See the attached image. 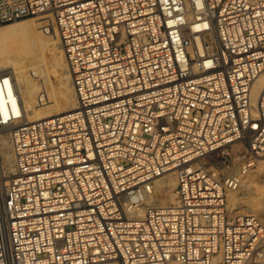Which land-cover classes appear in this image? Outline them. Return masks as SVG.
<instances>
[{
  "label": "built area",
  "instance_id": "2783aa9c",
  "mask_svg": "<svg viewBox=\"0 0 264 264\" xmlns=\"http://www.w3.org/2000/svg\"><path fill=\"white\" fill-rule=\"evenodd\" d=\"M40 16L77 106L30 120L0 71V264H264V220L226 194L264 154V0H0V25Z\"/></svg>",
  "mask_w": 264,
  "mask_h": 264
},
{
  "label": "rangeland",
  "instance_id": "374dc122",
  "mask_svg": "<svg viewBox=\"0 0 264 264\" xmlns=\"http://www.w3.org/2000/svg\"><path fill=\"white\" fill-rule=\"evenodd\" d=\"M42 17L6 24L22 25L28 27L29 31L27 34L22 33L23 35L14 31L7 35H0V59L7 61L9 58L14 61V67L11 68L15 69L21 91L26 93L25 95L34 96L38 102V110H41L44 115H50L68 111L74 107L75 99L72 86L66 77L68 71L63 60L61 45L56 37L55 27H51L50 18ZM2 152L0 147V159L2 154L3 163ZM246 191L250 195L247 198H258L264 201V155L255 158L251 169L245 174V181H242L240 189L235 190L242 197L240 204L249 207L246 196L243 195ZM158 196L165 197L163 192H159ZM231 210L237 212L240 209ZM238 212L256 214L252 211ZM256 215L264 220V215Z\"/></svg>",
  "mask_w": 264,
  "mask_h": 264
},
{
  "label": "bare ground",
  "instance_id": "6f19581e",
  "mask_svg": "<svg viewBox=\"0 0 264 264\" xmlns=\"http://www.w3.org/2000/svg\"><path fill=\"white\" fill-rule=\"evenodd\" d=\"M22 20H25V19H22ZM17 21H19V20H17ZM14 22H16V21H14ZM12 31H14L15 33L20 32V34H22V33L27 34L29 31V28L22 26V25H18V26H10V25H6V24L0 25V35H2V34L7 35L8 33L12 32ZM56 37H57V35H56ZM7 43H9V42L7 41ZM62 55H63V60L65 63L66 69L68 71V75L66 77H67V80L69 81V83L73 89V94H74V99H75L74 107L71 108V109H73L77 106V98H76L72 77H71V74H70L69 69H68V64H67V60H66L63 49H62ZM7 59H8L7 61H3L0 59V71H3L4 69H7V68L14 67V61L9 60V58H7ZM262 84H263V78L260 77L257 80V82L254 84V86L252 87L251 95H252L253 102H256V99H257V96H258V93H259V90H260ZM25 94L26 93H24L22 91V95H23L22 99L26 103L27 116L30 120L40 119L43 117H48L50 115H53V114L44 115L41 112V110H38L39 107H38V102L35 100L36 98L34 96L25 95ZM71 109H69V110H71ZM54 114H56V113H54ZM0 147L3 151L2 153L4 154L3 163H2V159H3L2 154H1V159H0V166H1L2 172L4 174L2 181H5L6 177H10L15 172V158H14V154L12 151V143H11L10 135L6 130L0 132ZM262 155H264V154L256 155L255 158H259ZM253 164H254V162H253ZM247 172H245L242 175V181H245V174ZM0 177H1V174H0ZM146 185L148 186L149 191H147V186H144L143 189L145 192H143V194H145V199H144L145 205L165 204V203H168L169 200L174 199L173 198L174 197V188L176 186V177H175L174 171H168L166 173L158 175V176L154 177L151 180V182L147 183ZM241 185H242V182H241ZM238 189H240V188H238ZM238 189H229L226 192L227 202H228L230 209H233V210L240 209L238 211H252L256 214L264 215V201L261 199L259 200L258 198H247V197H250V195H249V192L246 191L243 195L246 196L245 199H246V202L248 203L249 207H244L245 205L240 204L242 197L239 196L240 194H237V192H235V190H238ZM159 192H163L165 197L161 198L160 196H158ZM91 264H117V263L106 262V263H91Z\"/></svg>",
  "mask_w": 264,
  "mask_h": 264
}]
</instances>
